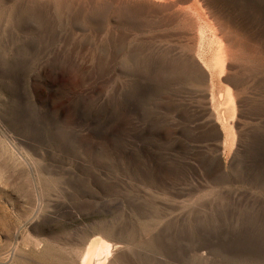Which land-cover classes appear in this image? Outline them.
I'll return each instance as SVG.
<instances>
[{
  "label": "rangeland",
  "instance_id": "374dc122",
  "mask_svg": "<svg viewBox=\"0 0 264 264\" xmlns=\"http://www.w3.org/2000/svg\"><path fill=\"white\" fill-rule=\"evenodd\" d=\"M205 1L219 78L195 0H0V264H264V0Z\"/></svg>",
  "mask_w": 264,
  "mask_h": 264
},
{
  "label": "bare ground",
  "instance_id": "6f19581e",
  "mask_svg": "<svg viewBox=\"0 0 264 264\" xmlns=\"http://www.w3.org/2000/svg\"><path fill=\"white\" fill-rule=\"evenodd\" d=\"M110 1L112 5L115 3L117 0H98L100 3V8L101 10L105 9L107 7V2ZM123 1V0H120ZM140 2L142 5L146 6L149 10L148 13H150V16L159 18V15H162L161 13L165 11V0H137ZM195 6L193 9L196 11V18H195V28L193 29V25L191 26V30H186L184 36L185 39L189 40V43H192L193 45L189 47L188 50V55L191 58L192 64L196 67V60H195V53L196 50H200V54L204 48V41H209L210 40V47L213 48L214 42L217 45L218 51L216 54H214L213 57V68L210 69V71L206 68V66L203 70L201 67H196V70L199 69V71L202 73L204 78H208L209 76H216L217 78L221 77L225 71H226V65L228 61H231V59H235L236 61V56L232 55L230 57L229 53L225 51V45L224 41H222L220 38H217L215 30L209 29H204L202 24L203 21L209 20V18H213L214 20H219V18L214 14V12L211 10L206 3L205 0H195ZM172 10L175 8L171 7ZM102 21L101 24L97 25V29L101 32L104 29ZM200 25V28H199ZM165 30H163L164 32ZM158 33V32H157ZM76 37L78 40L82 41V35L80 33H75ZM151 35V34H150ZM172 35L169 31H166L164 33V36H166V40L171 41ZM177 36V35H176ZM177 38V37H175ZM215 39V40H214ZM234 40V39H233ZM201 61V60H200ZM208 70V71H206ZM238 94V93H237ZM226 100L223 104L224 106V112L226 114L229 113H234L235 110V97L234 94L230 91L226 92ZM224 120V118H223ZM110 245H108L105 241L101 240L100 238H95L92 241L89 242L83 256L81 257L80 263L79 264H104L106 262V259L109 257L110 254Z\"/></svg>",
  "mask_w": 264,
  "mask_h": 264
}]
</instances>
